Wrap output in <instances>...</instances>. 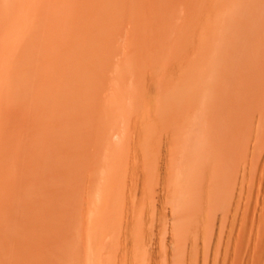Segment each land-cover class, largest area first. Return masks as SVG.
<instances>
[{"label": "rangeland", "instance_id": "obj_1", "mask_svg": "<svg viewBox=\"0 0 264 264\" xmlns=\"http://www.w3.org/2000/svg\"><path fill=\"white\" fill-rule=\"evenodd\" d=\"M0 264H264V0H0Z\"/></svg>", "mask_w": 264, "mask_h": 264}, {"label": "bare ground", "instance_id": "obj_2", "mask_svg": "<svg viewBox=\"0 0 264 264\" xmlns=\"http://www.w3.org/2000/svg\"><path fill=\"white\" fill-rule=\"evenodd\" d=\"M250 2H252V1H250ZM251 4H252V3H251ZM249 5H250V4H249ZM254 5H256V4H254ZM245 7H246V6H245ZM249 7H250V6H249ZM249 7H248V8H249ZM240 8H241V7H240ZM252 8H253V7H252ZM249 9H251V8H249ZM245 10H246V9H245ZM253 10H254V9H253ZM252 12H253V11H252ZM239 14H240V13H239ZM241 14H242L243 16H245L243 13H241ZM247 16H248V15H247ZM254 16H255V15H254ZM257 16H258V15H257ZM237 17H238V16H237ZM240 17H241V16H240ZM246 18H247V17H246ZM250 18H251V17H250ZM257 18H258V17H257ZM251 19H252V18H251ZM259 19H260V18H259ZM254 20H256V19H254ZM251 21H252V20H251ZM245 22H247V20H245L244 23H245ZM249 22H250V21H249ZM252 22H253V21H252ZM257 22H258V21H257ZM238 23H239V22H238ZM250 23H251V22H250ZM242 24H243V23H242ZM245 24H246V23H245ZM254 24H255V23H254ZM243 25H244V24H243ZM247 27H248V26H247ZM232 33H233V35H235V36H233V37L236 39V37H237L238 34H236L235 29L232 30ZM253 33H254V32H253ZM231 36H232V34H231ZM234 38H233V39H234ZM238 39H239V38H238ZM232 50L235 51V52L232 51V52H233V55H235L237 49H234V47H233ZM220 52H221V51H220ZM221 59H222V58H221ZM239 60H240V59H239ZM241 63H242V62H241ZM242 64H243V63H242ZM235 67H236V66H235ZM231 70H232V69H231ZM235 71H236V70H235ZM238 76H239V75H238ZM235 77H236V76H235ZM236 79H237V78H236ZM236 81H237V80H236ZM227 82H228V81H227ZM246 82H247V81H246ZM225 94H226V93H225ZM223 96H224V95H223ZM224 100H225V99H224ZM228 103H229V102H228ZM173 135H174V134H173ZM207 135H209V134H207ZM218 135H219V134H218ZM218 135H217V136H218ZM206 137H207V141H206V140H205V141H206L207 144L209 143V146H210L211 143L208 142V139H209L208 137H209V136H206ZM213 137H214V136H213ZM204 138H205V137H204ZM219 139H220V138H219ZM198 141H200V140H198ZM201 141H202V140H201ZM201 141H200V143H199L200 145H198V146H200V147L203 146V143L205 144L204 140H203V142H201ZM209 141H210V140H209ZM214 141H215V140H214ZM218 141L220 142V140H218ZM197 144H198V143H197ZM207 144H206V145H207ZM214 144L216 145V143H214ZM214 144H213V145H214ZM213 145H211V146H213ZM196 146H197V145H196ZM216 146H217V145H216ZM213 147H214V146H213ZM207 148H209V147H207ZM215 148L217 149L218 147H215ZM196 150H197V149H196ZM210 150L212 151V149H210ZM222 150H223V149H222ZM211 151H210V152H211ZM207 152H208V149H207ZM210 152H208V153H210ZM216 152H219V149H218V151H216ZM216 152L213 153V155H214V154H217ZM205 153H206V152H205ZM208 153H206V154H208ZM201 155H202L203 157H205V154H204V153H203V154H202V153L199 154V156H201ZM211 155H212V154H211ZM211 155H209L210 158H211ZM213 155H212V156H213ZM202 156H201V157H202ZM214 156H215V155H214ZM207 157H208V156H207ZM209 157H208V158H209ZM152 160H153V159H152ZM209 162H210V161H209ZM218 162H219V161H218ZM155 168H156V167H155ZM225 172H227V171H225ZM226 176H227V175H226Z\"/></svg>", "mask_w": 264, "mask_h": 264}]
</instances>
